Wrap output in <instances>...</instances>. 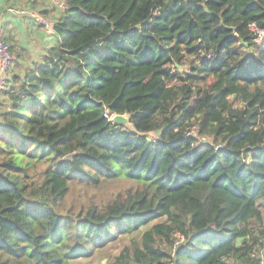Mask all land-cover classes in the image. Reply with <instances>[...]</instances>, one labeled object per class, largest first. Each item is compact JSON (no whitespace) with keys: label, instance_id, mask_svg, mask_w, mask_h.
<instances>
[{"label":"trees","instance_id":"16d2710c","mask_svg":"<svg viewBox=\"0 0 264 264\" xmlns=\"http://www.w3.org/2000/svg\"><path fill=\"white\" fill-rule=\"evenodd\" d=\"M67 2L0 110V264H260L264 0Z\"/></svg>","mask_w":264,"mask_h":264},{"label":"crops","instance_id":"0c3cea01","mask_svg":"<svg viewBox=\"0 0 264 264\" xmlns=\"http://www.w3.org/2000/svg\"><path fill=\"white\" fill-rule=\"evenodd\" d=\"M11 6L25 8L28 14L14 15L7 11ZM35 12L42 13L41 15L53 22L62 14L54 0H0V13L4 14V40L18 55V60L6 74L7 86L12 84L17 76H23L26 71L40 63L48 48L58 40L57 34L46 33L36 20L29 16ZM7 86L0 90V110L7 104Z\"/></svg>","mask_w":264,"mask_h":264},{"label":"rangeland","instance_id":"374dc122","mask_svg":"<svg viewBox=\"0 0 264 264\" xmlns=\"http://www.w3.org/2000/svg\"><path fill=\"white\" fill-rule=\"evenodd\" d=\"M40 11V10H39ZM5 89V88H4ZM0 89V90H4ZM128 185V182L124 180L120 181H114L107 185H105L103 188L99 189H88L83 190L82 192L79 190V188L75 187L73 188L71 192L70 199L79 203L81 200H89V197H95L96 201L98 203H101L102 201L114 198L119 192L123 191ZM131 237L139 238V234H134ZM130 244V237H120L119 240H117L114 243L108 244L107 246L100 247L95 249L94 253L91 256H84L81 257L73 262H70L68 264H115V258L119 255L120 251L125 245ZM261 253V262L260 264H264V248L257 249L256 254L257 256Z\"/></svg>","mask_w":264,"mask_h":264},{"label":"built area","instance_id":"2783aa9c","mask_svg":"<svg viewBox=\"0 0 264 264\" xmlns=\"http://www.w3.org/2000/svg\"><path fill=\"white\" fill-rule=\"evenodd\" d=\"M55 5L59 8L61 12L67 9L69 6L67 0H54ZM10 13L14 15H27L28 10L22 7L11 6L8 8ZM31 16L36 22L44 29L46 33L56 35L54 31L52 21L45 16L39 14L38 12L30 13ZM3 17L4 14L0 13V89H4L7 86V77L6 74L14 66L18 60V55L15 50L12 49L10 44L4 40V27H3ZM250 29L254 31L257 35L256 41L261 42L264 38V30L256 26L255 23L250 24ZM114 113H111L109 110L105 112V117L109 120L112 119Z\"/></svg>","mask_w":264,"mask_h":264},{"label":"water","instance_id":"95a60500","mask_svg":"<svg viewBox=\"0 0 264 264\" xmlns=\"http://www.w3.org/2000/svg\"><path fill=\"white\" fill-rule=\"evenodd\" d=\"M112 122H114L115 124H118V125H123V126H126L127 128L131 129V130H135L134 126L132 125L131 123V117L130 115H128L127 113H116L112 119H111ZM73 153L69 154L66 156L67 159H70L73 157Z\"/></svg>","mask_w":264,"mask_h":264}]
</instances>
